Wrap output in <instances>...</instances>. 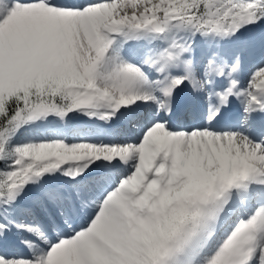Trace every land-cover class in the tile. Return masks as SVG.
I'll list each match as a JSON object with an SVG mask.
<instances>
[{
    "label": "snow or ice",
    "instance_id": "1",
    "mask_svg": "<svg viewBox=\"0 0 264 264\" xmlns=\"http://www.w3.org/2000/svg\"><path fill=\"white\" fill-rule=\"evenodd\" d=\"M0 264H264V0H0Z\"/></svg>",
    "mask_w": 264,
    "mask_h": 264
}]
</instances>
